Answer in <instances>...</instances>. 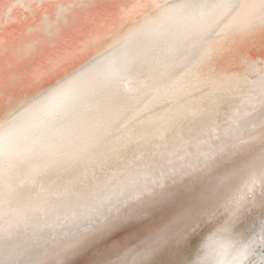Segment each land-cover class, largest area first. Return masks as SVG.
Wrapping results in <instances>:
<instances>
[{"label": "bare ground", "instance_id": "obj_1", "mask_svg": "<svg viewBox=\"0 0 264 264\" xmlns=\"http://www.w3.org/2000/svg\"><path fill=\"white\" fill-rule=\"evenodd\" d=\"M0 264H264V0H0Z\"/></svg>", "mask_w": 264, "mask_h": 264}]
</instances>
